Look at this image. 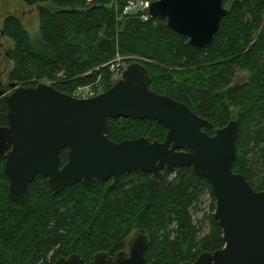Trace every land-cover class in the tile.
Returning a JSON list of instances; mask_svg holds the SVG:
<instances>
[{"label":"trees","instance_id":"1","mask_svg":"<svg viewBox=\"0 0 264 264\" xmlns=\"http://www.w3.org/2000/svg\"><path fill=\"white\" fill-rule=\"evenodd\" d=\"M21 1L43 8L34 39L16 16L4 20L2 35L14 43L8 51L13 63L9 83H49L70 96L88 86L107 92L113 87L114 60L129 59L127 67L139 63L150 73L152 91L186 104L215 129L238 119L234 172L264 191V0L235 1L214 43L203 50L190 46L165 20L126 14L128 0ZM242 72L249 79L238 83ZM7 112L0 98V126L8 125ZM109 128L116 143L138 138L163 142L168 133L152 120L120 118L110 120ZM68 152L61 155L62 166ZM4 166L0 160V264H55L72 255L90 263L100 253L115 256L127 250L138 231L148 236L149 263H193L226 245L214 217L212 187L191 168L165 170L162 180L133 171L117 184L80 182L58 195L39 175L26 200L16 203L9 197ZM205 195L212 211L206 218L208 234L197 218Z\"/></svg>","mask_w":264,"mask_h":264},{"label":"water","instance_id":"2","mask_svg":"<svg viewBox=\"0 0 264 264\" xmlns=\"http://www.w3.org/2000/svg\"><path fill=\"white\" fill-rule=\"evenodd\" d=\"M149 13L203 50L214 43L229 8L225 0H158L151 2ZM151 83L149 71L139 63L129 65L115 86L91 99L64 94L48 83H10L11 92L0 94L8 109V125L0 126V160L5 161L10 199L23 203L39 175L58 195L80 182L89 187L111 180L117 184L133 171L162 180L165 170L188 167L212 187L214 217L226 245L185 264H264V191L234 172L238 119L215 129L186 104L152 91ZM120 118L158 122L168 130L166 139L116 143L109 136V121ZM67 149L68 162L62 166ZM148 248V236L138 231L127 250L115 256L100 253L88 263L72 255L55 264H156L147 261Z\"/></svg>","mask_w":264,"mask_h":264},{"label":"rangeland","instance_id":"3","mask_svg":"<svg viewBox=\"0 0 264 264\" xmlns=\"http://www.w3.org/2000/svg\"><path fill=\"white\" fill-rule=\"evenodd\" d=\"M235 1L237 0H228L225 6H227V8H230ZM11 15L16 16L21 20L25 29L31 34L33 39L38 36L40 27L39 13L37 7H27L23 4L21 0H0V44L2 45V56L0 58V94L2 95H7L11 92V88L9 87L10 83L8 76L13 69V63L8 59V51L13 49L14 43L2 35L4 20ZM128 60L129 59L127 58L119 57L114 60V62H112V68H118L119 66L123 65L127 66ZM248 79V73L242 72L238 76V83H244L248 81ZM79 95L80 94L75 93V95L73 96L79 97ZM198 209L200 213L197 218L202 219L203 233L208 234L210 230V225L208 219L206 220V218L212 212L211 200L208 195H205V197H203Z\"/></svg>","mask_w":264,"mask_h":264},{"label":"built area","instance_id":"4","mask_svg":"<svg viewBox=\"0 0 264 264\" xmlns=\"http://www.w3.org/2000/svg\"><path fill=\"white\" fill-rule=\"evenodd\" d=\"M150 4L151 2L147 0H128V5L125 10V13H140L142 19L144 21H148L151 18L149 13ZM126 68V65L119 66L118 68H111L113 86L116 85L122 79ZM77 93L80 94L79 97H77L79 99H91L103 94L104 91L101 88L88 86L86 88L80 89Z\"/></svg>","mask_w":264,"mask_h":264},{"label":"bare ground","instance_id":"5","mask_svg":"<svg viewBox=\"0 0 264 264\" xmlns=\"http://www.w3.org/2000/svg\"><path fill=\"white\" fill-rule=\"evenodd\" d=\"M227 7V6H226ZM125 61H127V60H125ZM123 63V62H122ZM124 64V63H123Z\"/></svg>","mask_w":264,"mask_h":264}]
</instances>
